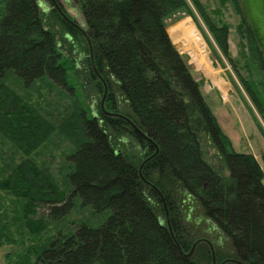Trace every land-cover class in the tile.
<instances>
[{
	"label": "trees",
	"instance_id": "16d2710c",
	"mask_svg": "<svg viewBox=\"0 0 264 264\" xmlns=\"http://www.w3.org/2000/svg\"><path fill=\"white\" fill-rule=\"evenodd\" d=\"M190 1L228 57L227 26ZM76 2L84 26L51 3L45 14L37 0H4L0 8V135L26 156L0 189L22 203L32 264H264L262 169L252 154L233 150L164 24L166 15L188 9L187 1ZM191 27L182 20L169 30L176 40ZM239 29L264 72L243 18ZM71 72L98 103L88 115L79 102L58 125L73 146L66 194L30 159L55 126L5 81L12 74L28 87L45 78L75 95ZM76 197L110 213L68 234L49 228ZM39 207L48 212L36 216Z\"/></svg>",
	"mask_w": 264,
	"mask_h": 264
},
{
	"label": "rangeland",
	"instance_id": "374dc122",
	"mask_svg": "<svg viewBox=\"0 0 264 264\" xmlns=\"http://www.w3.org/2000/svg\"><path fill=\"white\" fill-rule=\"evenodd\" d=\"M188 9H181L165 16L164 24L169 38L184 59L192 77L196 80L204 101L208 105L221 132L230 141L236 152L250 153L258 161L263 172L264 183V72L256 64L248 38L243 29H239L242 13L232 0H199L214 24L226 25L228 57L225 56L203 17L190 0H186ZM4 0H0V8ZM66 15L84 26L80 7L76 0H57ZM43 14L49 12V0H37ZM241 11V9H240ZM182 20H189L194 27L189 28L174 39L171 26ZM205 57L203 65L195 60ZM65 55H67L65 53ZM76 67L80 60L74 58ZM70 77L76 93L72 95L49 80L42 78L25 87L12 74L6 78L23 102L35 108L48 119L55 130L40 145L30 159L49 174L60 191L69 192L68 173L72 153V144L58 130V125L72 112L79 102L86 108L87 114L97 113L98 96L89 89L86 92L80 86V79L71 72ZM243 80L256 95L260 109L256 107ZM79 83V84H78ZM25 155L0 135V180L5 178ZM47 208L39 207L36 216L46 214ZM110 213L109 209L96 213L90 206H82L78 197L72 200L71 209L60 219L49 224L56 232L68 234L80 224L100 225ZM51 232V231H50ZM34 243L23 226L22 203L10 193L0 189V264H32L34 255L31 244Z\"/></svg>",
	"mask_w": 264,
	"mask_h": 264
},
{
	"label": "water",
	"instance_id": "95a60500",
	"mask_svg": "<svg viewBox=\"0 0 264 264\" xmlns=\"http://www.w3.org/2000/svg\"><path fill=\"white\" fill-rule=\"evenodd\" d=\"M51 2L66 21H68L72 25L76 26L75 22L73 20H71L69 17H67V15L61 10V8L59 7V4H57L56 0H51ZM238 4H239V7L241 9V13H242L244 23H245L247 30H248V32H249V34H250V36L254 42V45H255V48L259 54V57H260L263 65H264V0H238ZM93 68L95 70L94 66H93ZM95 73L97 74L98 77H100L99 74L96 72V70H95ZM105 95H106V88H104V93H103L101 105L103 103V99L105 98ZM108 114H113V113H108ZM115 115L120 116V117H124V116L119 115V114H115ZM124 118L130 123V125H132L133 129L139 135H141L146 140L150 141V139L143 132H141L128 118H126V117H124ZM146 183H148V182H146ZM153 188L155 189V191H157L160 199L164 203L163 196L160 194V192L157 190V188H155L154 186H153ZM164 207H165V204H164ZM193 246H194V244H193Z\"/></svg>",
	"mask_w": 264,
	"mask_h": 264
},
{
	"label": "bare ground",
	"instance_id": "6f19581e",
	"mask_svg": "<svg viewBox=\"0 0 264 264\" xmlns=\"http://www.w3.org/2000/svg\"><path fill=\"white\" fill-rule=\"evenodd\" d=\"M202 56H205V54H202L201 55V57H200V60L198 61V60H195L194 61V63H197L198 64V66H200V65H203L204 64V61L206 62L207 60H205V57L204 58H202Z\"/></svg>",
	"mask_w": 264,
	"mask_h": 264
},
{
	"label": "flooded vegetation",
	"instance_id": "af4514ba",
	"mask_svg": "<svg viewBox=\"0 0 264 264\" xmlns=\"http://www.w3.org/2000/svg\"><path fill=\"white\" fill-rule=\"evenodd\" d=\"M50 1V3L52 4V2H51V0H49ZM56 2H57V0H56ZM57 4H59L58 2H57ZM53 5V4H52ZM54 6V5H53Z\"/></svg>",
	"mask_w": 264,
	"mask_h": 264
}]
</instances>
